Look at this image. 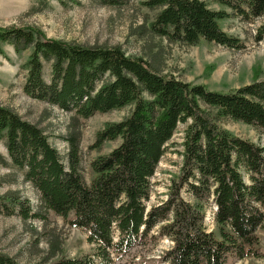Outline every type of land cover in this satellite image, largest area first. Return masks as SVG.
Segmentation results:
<instances>
[{
	"label": "trees",
	"instance_id": "obj_1",
	"mask_svg": "<svg viewBox=\"0 0 264 264\" xmlns=\"http://www.w3.org/2000/svg\"><path fill=\"white\" fill-rule=\"evenodd\" d=\"M97 1L120 7L127 0ZM215 1L230 13L212 11L199 0H146L141 5L158 11L148 32L171 43L195 46L204 41L240 49L241 42L219 26L231 16L260 21L254 41H264V0ZM2 44H10L17 55L30 51L23 66L24 93L71 115L74 123L62 139L67 146L64 163L40 128L0 106V140L9 164L39 201L33 209L15 192L2 194L0 215L23 222H45L49 214L60 217L87 234L98 260L49 256L35 264H111V254L144 245L154 229L171 243L162 264H227L230 256L261 257L257 232L264 225V147L233 136L219 121L229 119L264 134V81L210 92L163 75L120 47L46 39L33 28H0ZM126 107L131 110L124 119L96 133L89 149L119 144L90 162L92 178L86 183L77 122ZM181 125L178 172L166 199L147 209L150 179ZM6 162L0 154V164ZM207 206L214 208L215 231L204 225ZM0 264L21 263L0 251Z\"/></svg>",
	"mask_w": 264,
	"mask_h": 264
},
{
	"label": "rangeland",
	"instance_id": "obj_2",
	"mask_svg": "<svg viewBox=\"0 0 264 264\" xmlns=\"http://www.w3.org/2000/svg\"><path fill=\"white\" fill-rule=\"evenodd\" d=\"M146 0H127L123 6H102L97 0H0V28H33L46 39L63 41L85 47H120L128 56L141 58L151 69L163 75L192 85H202L210 92L227 93L255 79L264 81V41H254L255 30L260 24L243 22L231 16L219 21L221 30L238 39L240 49H227L201 41L195 46L168 42L150 34L148 24L157 14L144 8ZM212 11H230L215 0H199ZM0 106L5 107L23 120L36 125L58 151L65 163L67 146L62 141L74 121L72 116L55 107L28 97L23 86L26 79L24 64L30 54L17 55L10 44L0 45ZM5 56V57H4ZM50 68L45 65L44 79L48 81ZM131 107L105 114H96L90 119L79 120L77 130L80 138V172L86 183L92 175L89 164L96 157L108 154L119 140L105 143L100 149L93 146L95 135L105 124L124 119ZM219 127L233 136L264 147V134L260 131L229 119L219 121ZM185 126L177 128L169 149L158 163L150 179L147 209L162 203L167 196L171 180L180 166L179 153ZM0 154L7 160L0 164V195L15 192L30 202L33 209L39 205L38 194L22 181L20 173L13 169L0 140ZM185 200L188 198L185 196ZM214 208L205 209L204 225L207 231H215ZM257 251L260 258L237 259L230 256L227 264H264V225L257 232ZM87 234L70 227L60 217L49 214L45 222H23L16 217L0 215V251L21 264H35L54 256L76 258L94 257L95 246L88 244ZM171 243L159 238L157 229L142 246L134 247L121 255L111 254V264H162L160 258Z\"/></svg>",
	"mask_w": 264,
	"mask_h": 264
}]
</instances>
